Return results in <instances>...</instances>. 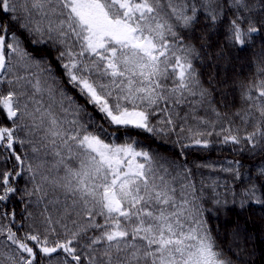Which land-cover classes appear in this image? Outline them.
<instances>
[{"label": "snow or ice", "instance_id": "1", "mask_svg": "<svg viewBox=\"0 0 264 264\" xmlns=\"http://www.w3.org/2000/svg\"><path fill=\"white\" fill-rule=\"evenodd\" d=\"M211 3L206 0V5ZM189 7L192 15L187 14ZM205 10L211 20L217 19L213 8L206 6ZM196 11L195 5L184 0H0V13L15 14L10 19L19 21L32 37L31 43L43 45L37 50L51 51V60L47 55H32L0 24V84L11 74L7 83L12 86L7 95H0V108L13 122V127L0 126V148L8 150L19 168L15 175L0 171V235L6 233V241L0 243L10 242L20 254L8 255L9 264H37V252L44 257L62 252L66 256L61 264H231L208 231L203 210L193 204L195 185L191 181L178 189L167 161L156 167L153 156L136 150L134 141L105 143L99 134L88 131L91 125L103 132L106 121L148 133H174L168 106L182 105L189 96L199 97V103L210 95L192 65L194 49L184 45L170 22L175 18L190 27ZM238 19L230 21L231 39L244 45L247 34L258 29L250 24L245 31ZM6 35L11 42L6 43ZM13 53L18 57L15 65ZM52 60L67 83L94 107L99 120L63 91L57 99ZM17 65L23 73H17ZM251 88L258 91L257 100L264 97V79L249 86L244 93L247 100L253 99ZM253 106L264 118V104ZM157 111L165 113L160 123L166 127L152 123L150 118ZM81 114L87 119L82 121ZM25 118L30 126L21 123ZM18 128H28L38 140L20 139L15 135ZM225 131V142L240 143L231 129ZM187 132L177 141L180 158L189 147H208V141L201 139L204 132L192 127ZM258 136L264 138L259 122L244 139L255 147ZM25 143L32 144L34 163L26 164L14 147ZM48 155L58 158L53 167H62V176H51L50 170L46 174L44 157ZM68 161H75L76 166ZM24 169L31 185L20 189L10 178L22 176ZM185 173L190 174L186 165L177 176ZM235 175L239 177V172ZM244 195L264 203L254 188ZM13 196L22 201L34 197L23 207L25 217L32 219L34 214L27 208L34 205L40 229L29 224V231L19 236L3 224L4 219H16L15 210L8 206ZM60 235L63 240L49 239ZM4 255L0 249V257Z\"/></svg>", "mask_w": 264, "mask_h": 264}, {"label": "trees", "instance_id": "2", "mask_svg": "<svg viewBox=\"0 0 264 264\" xmlns=\"http://www.w3.org/2000/svg\"><path fill=\"white\" fill-rule=\"evenodd\" d=\"M184 2L196 6L195 21L187 28L182 26V21L175 18L170 22L174 30L183 37L184 45H190L194 49L190 56L192 65L200 85L207 89L210 95L199 103V97L189 96L187 102L182 105L168 106L167 115L173 117L176 128L174 133H148L131 126L109 125L106 121L103 132L91 125L88 131L99 134L105 143L121 145L134 141L136 150L147 151L153 156L156 167L167 161L166 166L175 177L173 184L178 189L182 183L188 181L195 185V192L192 193L193 204L199 205L203 210V220L222 256L231 264H264V203H257L255 199L244 195L254 188L256 196L264 200V138L256 137L255 147L244 139L248 133L255 131L257 122L260 128L264 129V118L260 117L253 106L264 104V97L257 100L259 93L255 88H251L253 99L244 98V93L250 85L264 79V73L260 72V69L264 68V0H243L242 4H236L235 0H213V3L207 5L206 0ZM206 6L215 10V21L209 18ZM187 14L192 15L191 7L188 8ZM10 15L15 14L0 13V24L7 26V33H14L20 39L22 47L32 55H47L51 60L50 49L38 51V48L43 49V45L31 43L32 37L19 26L18 20L10 19ZM237 17L240 18L237 22L245 31L250 24L258 29L257 32L247 34L244 45L231 39L230 21ZM9 42L10 35H6V43ZM52 66L56 90L69 95L99 120L100 115L93 106L86 103L78 90L67 83L62 69L54 60ZM7 93V84H0V95ZM177 113L179 115H176ZM245 114L247 119H244ZM81 116L83 120L87 119L83 114ZM150 119L157 127H166L160 123L166 119L164 112L157 111ZM200 120L207 123H200ZM0 126L13 127V122L7 118L2 108ZM189 127L205 133L201 139L208 141V147H189L184 150V157L180 158L177 155V141L188 135ZM181 128L185 131L181 132ZM225 129H231L232 134L240 138V143L225 142L224 136L228 135ZM20 131L18 128L15 133L19 138ZM208 132H211V135H207ZM34 138L35 141L38 140L37 135ZM27 146L30 147L29 143L14 145L17 153L25 158L26 164L30 161ZM0 156H3V160H0V171H12L15 175L19 168L14 157L7 149L2 148ZM44 160L49 164L50 159L44 157ZM171 162H175L178 167L174 169ZM185 165L190 169V174L177 176V172L183 171ZM236 172H239V177L235 175ZM10 182L23 189L31 185L30 174L24 169L22 176L10 178ZM28 199L34 197H25L24 201L17 196L11 197L8 206L9 210H15L16 219L2 221L19 236L29 231V224L37 229L42 227L36 218L34 205L29 204L27 208V211L33 212V218L25 217L23 204ZM218 200L221 202L216 203ZM241 201L244 203L241 204ZM49 239L63 240L64 237L50 236ZM5 241L6 233L0 235V242ZM0 249L5 253L0 257L4 264H9L8 255H20L10 242L0 243ZM65 256L62 252L53 254L56 258L54 264H61ZM53 257H44L37 252V264H48Z\"/></svg>", "mask_w": 264, "mask_h": 264}, {"label": "rangeland", "instance_id": "3", "mask_svg": "<svg viewBox=\"0 0 264 264\" xmlns=\"http://www.w3.org/2000/svg\"><path fill=\"white\" fill-rule=\"evenodd\" d=\"M11 59H12V62H13V64L15 65L16 64V62H17V60H18V57L16 56V54H12V56H11ZM16 71H17V73L18 74H21V73H23V69H21V68H19V66L17 65L16 66V69H15ZM30 71H35V69H30ZM8 78H11V74H9V76L6 78V80H5V83L7 84V86H8V91L12 88V86L10 85V84H8L7 83V79ZM53 88L54 89H56V86H55V84L53 83ZM56 92H57V99L59 98V96H58V93L60 92V91H57L56 90ZM45 99L47 100V96L45 95ZM30 108H31V105L29 106ZM68 119L70 120V119H72V116L71 115H69L68 116ZM81 119H82V121H83V118H82V116H81ZM21 123L22 124H28L29 126H30V121L27 119V118H25V119H23L22 121H21ZM21 131H20V133H19V136H20V138L22 139V140H26V141H28V140H31V141H33V143H35L36 141H35V135H30L29 134V131H28V128H19ZM27 143H25V145H26ZM29 145H30V147L29 146H27L28 148H29V150H28V158H29V160L30 161H28V163H34V161H33V156L35 155L32 151H31V148H32V144L31 143H29ZM48 151H50V150H48ZM61 154L62 155H65L66 156V153L65 152H61ZM48 159H50L49 160V164H48V162H47V164L45 165V172H46V174H48L49 173V170H50V175L51 176H56V175H58V176H62L63 174H64V170H63V168L62 167H59V168H57V167H53V165H56V163H57V160H58V158L57 157H55V156H52V155H48V156H46ZM138 159V158H137ZM68 163L69 164H71L73 167H75L76 165H75V161H68ZM58 174H57V173ZM69 264H71L70 262H69Z\"/></svg>", "mask_w": 264, "mask_h": 264}]
</instances>
